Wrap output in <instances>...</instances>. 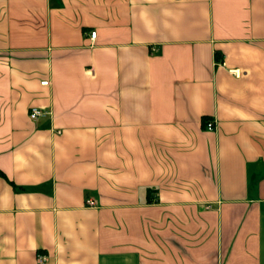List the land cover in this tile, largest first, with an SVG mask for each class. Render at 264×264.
<instances>
[{
  "label": "crops",
  "instance_id": "0c3cea01",
  "mask_svg": "<svg viewBox=\"0 0 264 264\" xmlns=\"http://www.w3.org/2000/svg\"><path fill=\"white\" fill-rule=\"evenodd\" d=\"M0 171V264H264V0H0Z\"/></svg>",
  "mask_w": 264,
  "mask_h": 264
},
{
  "label": "built area",
  "instance_id": "2783aa9c",
  "mask_svg": "<svg viewBox=\"0 0 264 264\" xmlns=\"http://www.w3.org/2000/svg\"><path fill=\"white\" fill-rule=\"evenodd\" d=\"M90 36L91 38H95L96 37V31H92L90 33ZM235 72V71H234ZM237 72V71H236ZM43 85H47L48 84V81H42L41 82ZM46 115V111L40 109V108H37V107H33L30 109V113H29V116L31 119L33 120H36L38 119L40 116H44ZM206 129L207 130H214L215 129V125H214V121H209L207 124H206ZM87 204L90 205V206H94V201L89 198L87 200ZM48 260V256L43 254V253H39L38 254V262L43 264L45 263L46 261Z\"/></svg>",
  "mask_w": 264,
  "mask_h": 264
},
{
  "label": "trees",
  "instance_id": "16d2710c",
  "mask_svg": "<svg viewBox=\"0 0 264 264\" xmlns=\"http://www.w3.org/2000/svg\"><path fill=\"white\" fill-rule=\"evenodd\" d=\"M206 121H204V124H203V126L206 128ZM0 175H3V173L0 171Z\"/></svg>",
  "mask_w": 264,
  "mask_h": 264
}]
</instances>
